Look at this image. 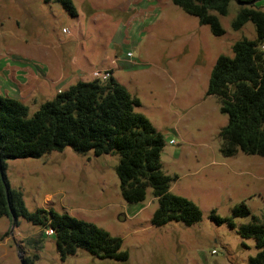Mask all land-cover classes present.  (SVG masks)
<instances>
[{"label":"rangeland","instance_id":"374dc122","mask_svg":"<svg viewBox=\"0 0 264 264\" xmlns=\"http://www.w3.org/2000/svg\"><path fill=\"white\" fill-rule=\"evenodd\" d=\"M61 3L0 0V95L18 99L30 116L42 104L79 82L104 74L138 98L135 112L163 135L162 169L176 178L171 194L202 212L200 222L154 226L158 201L127 203L120 190L118 156L85 155L71 147L39 159L9 160V187L23 194L29 212L54 211L93 224L122 242L124 261L96 258L84 250L63 259L55 237L18 219L0 217V264H250L258 250L238 230L251 218H235L245 204L264 221V157L221 153V130L229 124L217 98L208 96L211 73L233 45L254 40L255 28H232L238 6L218 17L223 36H214L197 17L172 0H71ZM256 7L264 12V0ZM233 219L235 227L218 223Z\"/></svg>","mask_w":264,"mask_h":264},{"label":"trees","instance_id":"16d2710c","mask_svg":"<svg viewBox=\"0 0 264 264\" xmlns=\"http://www.w3.org/2000/svg\"><path fill=\"white\" fill-rule=\"evenodd\" d=\"M237 1L255 4L238 6L232 28L240 31L252 23L256 37L242 38L233 45L232 58L218 59L207 94L218 99L222 113L229 117V124L220 133L221 153L232 157L242 151L264 157V12L256 7L259 0H172L202 25L209 26L217 37L225 34L218 17L226 16L231 3ZM46 2L61 3L70 14L77 15L71 0ZM138 106L139 99L112 77L105 82H79L42 104L32 116L23 102L0 95V156L4 173L3 178L0 173V217L9 218L14 225L23 219L45 230L52 229L63 259L84 250L102 260H127L120 239L66 214L43 209L29 212L23 194L9 187L5 176L7 161L39 159L71 147L81 155L93 151L96 157L118 156L116 173L123 199L129 204L142 203L151 189L158 201L152 218L154 226L176 222L191 227L200 222L202 212L196 204L171 194L176 178L162 169L164 137L144 115L135 112ZM234 217L251 218L238 233L243 239L256 242L258 252L250 258V264H264V221L252 215L245 204L235 207ZM212 218L235 227L233 219H221L215 212ZM25 264L33 261L26 258Z\"/></svg>","mask_w":264,"mask_h":264},{"label":"water","instance_id":"95a60500","mask_svg":"<svg viewBox=\"0 0 264 264\" xmlns=\"http://www.w3.org/2000/svg\"><path fill=\"white\" fill-rule=\"evenodd\" d=\"M259 1H262V0H259ZM236 4L239 6H250V5H254L255 3H242V2L237 1ZM0 173L3 178L4 173H3V164H2L1 156H0ZM13 221H16L15 217H13ZM20 261H21V264H25V259L23 257H20Z\"/></svg>","mask_w":264,"mask_h":264},{"label":"built area","instance_id":"2783aa9c","mask_svg":"<svg viewBox=\"0 0 264 264\" xmlns=\"http://www.w3.org/2000/svg\"><path fill=\"white\" fill-rule=\"evenodd\" d=\"M261 51L264 52V45L261 46ZM102 79H103V81L109 80L110 79V74L109 73L104 74ZM45 234L48 237H53L54 236V231L52 229H48V230L45 231Z\"/></svg>","mask_w":264,"mask_h":264},{"label":"crops","instance_id":"0c3cea01","mask_svg":"<svg viewBox=\"0 0 264 264\" xmlns=\"http://www.w3.org/2000/svg\"><path fill=\"white\" fill-rule=\"evenodd\" d=\"M59 92H61V91H59Z\"/></svg>","mask_w":264,"mask_h":264}]
</instances>
